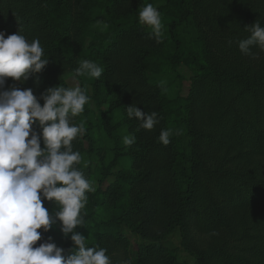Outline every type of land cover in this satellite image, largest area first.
Returning <instances> with one entry per match:
<instances>
[{
  "label": "trees",
  "instance_id": "1",
  "mask_svg": "<svg viewBox=\"0 0 264 264\" xmlns=\"http://www.w3.org/2000/svg\"><path fill=\"white\" fill-rule=\"evenodd\" d=\"M115 1L120 0H0V31L6 37L18 31L28 41L38 38L49 59L41 72L22 82L21 90L38 89L41 94L48 87H67L66 74L74 75L85 59L103 68L99 79L76 77L82 88L92 87L89 96L96 111L89 103L75 118L85 121L86 131L73 141V149L87 162V167L83 162L77 167L91 182L97 178L101 184L117 168L123 193L114 195L109 209L97 205L103 196L99 188L87 193L85 228L79 226L78 232L88 236V246L111 240L124 250V225L161 240L168 228L177 225L185 232L191 222L202 233L211 232L210 245L194 246L203 264H264V50L253 46L252 58H244L238 48V41L250 35V24L264 26V0H165L157 8L169 16L163 21L167 48L155 54L156 61L137 48L154 40L148 38L149 31L134 36L139 24L135 17L117 18L110 4L114 9L125 0ZM82 34L85 47L77 52ZM184 34L187 53L181 50ZM176 56L196 75L190 99L198 110L197 126L188 120L186 100H170L149 89L153 76H166L165 66ZM151 69L152 74L147 72ZM16 82L6 78L5 88L18 87ZM38 102L43 105V100ZM131 104L158 113L153 130L127 117ZM162 129H179L181 134H173L165 146L158 141ZM129 134L136 141L125 147L122 138ZM248 157L258 163L247 165ZM137 168L140 172H133ZM135 189L140 190V202L129 200ZM46 202L44 207H58ZM102 211L104 217L98 220ZM138 211L146 217L133 226L128 219ZM150 225L158 226L155 236ZM159 242L142 244L137 264H183ZM64 243L71 248L72 243Z\"/></svg>",
  "mask_w": 264,
  "mask_h": 264
},
{
  "label": "clouds",
  "instance_id": "2",
  "mask_svg": "<svg viewBox=\"0 0 264 264\" xmlns=\"http://www.w3.org/2000/svg\"><path fill=\"white\" fill-rule=\"evenodd\" d=\"M138 22L150 29L149 39L163 41L164 24L157 7L144 5ZM247 30L250 35L238 41V48L251 56L253 46L264 50V26L254 21ZM48 63L38 38L28 41L18 31L6 37L0 31V264H112L107 249L88 246L87 238L75 230L84 226L87 193L95 191L77 167L82 162L87 167V162L73 149V141L86 131L85 121L77 123L75 118L84 113L90 96L78 84L48 87L39 97L30 88H5L6 78L22 83ZM102 73L100 65L85 59L75 68L73 78L99 79ZM126 115L149 131L159 123L156 111L145 113L132 104L126 106ZM173 134L180 135L181 130L162 129L158 141L167 146ZM135 141L131 134L122 138L125 147ZM42 198L56 204L57 210L50 214ZM58 221L61 233L71 234L67 254L51 236L34 247L42 238L37 230L48 232Z\"/></svg>",
  "mask_w": 264,
  "mask_h": 264
},
{
  "label": "rangeland",
  "instance_id": "3",
  "mask_svg": "<svg viewBox=\"0 0 264 264\" xmlns=\"http://www.w3.org/2000/svg\"><path fill=\"white\" fill-rule=\"evenodd\" d=\"M123 1V0H120ZM120 1H115V3L120 2ZM149 3L153 4L154 7H157L158 4L162 5L164 4L165 0H125L124 3H122L119 7H115L113 9V5L110 4L109 8H112L114 15L117 18H123V17H135L137 23L139 24L138 30L134 33L135 34H140V33H145L150 31V29L147 26L141 25L138 22V12L139 10L146 4ZM164 10V8H163ZM174 10V9H173ZM161 14V13H160ZM162 17V22L169 20V16L166 14H161ZM182 37L185 39L186 36L185 34L182 35ZM137 38V37H136ZM140 38V37H139ZM138 38V40H139ZM187 40L185 39V44L183 43L182 46V51L184 53H187ZM85 38L84 34H82L81 39L78 41L77 44V52H82V50L85 47ZM137 48L140 50V48L145 52V56L149 59L152 58L153 61H156V53L158 52H163L167 47L164 45V42L162 41L161 43H157L155 40H145L143 43H139L137 45ZM244 58H247L249 55H244L242 54ZM250 58H252L250 56ZM166 69V76H164L161 79H156L153 76V80L151 81L153 84L149 87L150 92L155 94L157 96H163L167 99H174V98H181L183 100H186V109L189 112L188 114V120L192 122V124L195 122L197 126V121L199 120L198 116V110L196 109V104L195 102L193 103L192 99H190L191 96V88L193 85V80L195 72L192 70L191 65H188L186 62L181 60V57L176 56L175 58L172 59V64H167L165 66ZM147 72L151 73L154 72L153 69L148 70ZM74 75L72 74H66L65 76V83L67 87H72L75 85H80L79 81L75 78H73ZM114 77V75H113ZM112 78V77H111ZM16 85L18 88L22 86V83L17 81ZM84 89L86 90L88 95L92 94V87L87 86L85 84ZM34 95L40 96V92L38 89L35 90ZM40 102V101H39ZM155 106V104H153ZM90 107L93 109V111H96L95 105L93 101L90 99ZM106 105H102L101 109H106ZM96 113V112H95ZM91 114V116L94 118L96 117L94 114ZM251 158V157H250ZM249 157L247 158L246 164L251 166L255 165L258 163L255 159L251 158L250 161H248ZM96 164V163H95ZM95 164L92 165V173L95 174V177L97 176V171H96V166ZM118 169L114 168L110 172L109 176L101 183H98L97 178L93 179L92 184L95 190L99 188V191L103 193L102 198L98 201L97 205L102 208H109L111 207L110 204H113V197L115 196H120L123 193V187L116 182V176L118 174ZM140 172V169H133V172ZM140 192V190L135 189L134 192L130 191L128 194L131 197L129 200L133 202H140V197H136L137 192ZM48 205H52V202L47 201ZM47 208V207H46ZM58 208V207H57ZM55 209H49V211H55ZM108 208V209H109ZM51 214V213H50ZM98 220H101L100 218L104 217V212L102 211L99 213ZM83 215V213H82ZM145 212H140L135 214H131L130 218L128 219V222L131 223L133 226H138L134 225L137 223H140L141 221L144 220L146 216ZM228 217V216H227ZM186 224V223H185ZM152 228H154V231H152L150 234L153 236L158 226L155 225H150ZM78 227H76V231H78ZM85 228V225H84ZM85 230V229H84ZM37 231H40L42 233V238L41 240H38L36 242L35 246H39L40 243L44 242L47 240L48 236L52 237V242H54L58 247H61L65 249V254H67V251L69 250L68 247L69 245H65V241L69 243H72L70 239L65 240L66 238L60 231V223L59 221L57 222L56 225L53 226L52 229H50L48 232L43 233V229H38ZM86 231V230H85ZM49 232H51L49 234ZM120 232L121 235L127 240V248L123 249H118L111 240H105L103 242V245L101 244V247L107 249L106 255H108L111 258L112 264H137L140 263V257L138 255V250L142 244H159L163 242L164 247H167L169 250H173L176 252L177 260L180 261L183 264H203L201 261H199L195 257V247L203 244L204 242H207L208 245L211 244V232H205L202 233L199 229H196L193 224L190 222L189 224H186V229L185 232H182L177 225H175L173 228H168L166 233L162 234L161 240L155 239H149L146 237H143L140 235V233L133 231L131 228L128 226L124 225L120 227ZM140 232V231H139ZM150 232V231H149ZM159 232V231H158ZM69 234V238H70ZM88 239V236H85ZM160 238V237H158ZM148 239V240H147ZM146 243V244H145ZM72 246V244H71ZM195 246V247H194ZM144 263V261H143Z\"/></svg>",
  "mask_w": 264,
  "mask_h": 264
}]
</instances>
